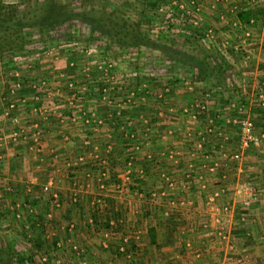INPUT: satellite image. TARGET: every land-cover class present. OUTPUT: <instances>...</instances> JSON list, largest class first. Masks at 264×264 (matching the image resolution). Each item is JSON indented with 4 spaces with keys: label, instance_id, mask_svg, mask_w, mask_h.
<instances>
[{
    "label": "crops",
    "instance_id": "crops-1",
    "mask_svg": "<svg viewBox=\"0 0 264 264\" xmlns=\"http://www.w3.org/2000/svg\"><path fill=\"white\" fill-rule=\"evenodd\" d=\"M236 1L239 2L232 3L233 6H229L231 3L228 0L215 6L213 2L216 1L210 0L206 2V10L200 16L204 26L211 25L213 28H208L217 32V42H228L244 51L237 55L231 48L224 58L242 76V80L235 78L238 82L234 81V86L229 85L226 90L212 83H196L185 79L190 82L187 88L177 81V72L169 78V82L165 81L164 76L156 81L150 78L142 83L148 91L144 96L145 102L138 108L121 105V116L114 118L113 106L102 103L96 96L94 83H98V76H92L91 82L90 77L81 71L82 67L86 68L85 65H77L79 60H76L75 68L78 70H71L75 73L72 80L78 87L88 83L95 93L91 92L89 96L82 94L83 97L74 102V107L80 111L76 117L77 122H73L71 116L77 111L68 106L70 97L65 86L69 77L67 71H70V66L67 64L70 58L60 51L63 47H57L56 57L49 60L43 58L45 60L40 61L33 54L26 56V61L14 59L7 66L0 65V215L5 214V218H0V235L7 231L18 253L27 258L29 263L38 264L41 253L45 252L51 263L52 260H58V264H229L230 261L238 264H264V142L259 149L243 151L240 164L233 165L223 157L234 148L237 149L233 147L238 140L237 128L224 124L225 117L234 115L227 109L230 101H240L244 105L245 115L253 120L256 132H264V110L257 105L254 97L259 83L264 79V14L252 18L254 24L251 27L248 23L240 22L246 25L245 29H251V38H245V42L244 35H239L234 27L238 18L231 12V8L235 7L237 14L247 5L251 9H264V0ZM164 4V1H159L158 7ZM206 11L213 16L211 21L204 16ZM244 56L248 58L244 60ZM25 64L28 66L24 67ZM11 78L25 80L22 90L14 97L8 96V89L13 82ZM40 80H46L44 86ZM166 84L169 90L164 94V101L160 102L153 94L158 89H164ZM124 92L120 90L113 94L115 97L112 95L115 106L120 105L119 100L124 97ZM202 93L209 94L207 103L210 112L200 116L197 123H191L180 115V109ZM4 98L17 105L20 128L24 129V134L15 139L12 132L18 126H13L5 115ZM22 98L24 102L20 103ZM90 112H94L101 121L100 125H86L81 121V113L87 115ZM159 112L162 117L157 116ZM138 115L137 120H130L131 117L136 119ZM206 118L214 120L211 134L201 132ZM128 122H131L130 126ZM130 129L134 130L141 144V149L133 156L132 164L145 174L143 179L132 177L139 186V192L146 194L148 189H159L160 172L170 177L183 174L187 170L188 160H191L190 146L193 138L204 139L209 149V164L220 160L215 171L218 172L217 176L201 169L200 162L194 163L196 174L204 175L206 189L200 191L198 185L201 184L195 181L193 187L177 192L176 200L179 204L169 213L168 220L161 216L159 202L155 204L159 206H153L147 200V194L145 197L140 196V206L137 208L127 198L131 193L122 197L123 193L119 194L111 186L113 182H120V177L126 171L129 149L126 131ZM233 136L237 138L236 143ZM171 149L178 154L174 161L166 157ZM248 152H252L251 163L246 162ZM145 153L153 155L154 164L147 163ZM80 157L84 158L83 163L78 162ZM229 168L236 171V185L255 182L260 198L257 204L248 209L239 207L236 215L232 216L234 221L242 222L237 228L231 226L229 214V218L224 220L225 228L228 229L215 233L214 226L208 227V230L203 226L204 221H210L211 214L206 198L222 175L226 176V188L232 187L229 183L232 179ZM99 171L108 173L109 181L105 185L109 189L96 193V174ZM46 184H50L59 194V209H53L47 197L41 193ZM7 187L11 189L9 193ZM94 192L96 195L107 192V201H112L109 211L120 208L117 201H125L122 209L126 214V225L120 235L130 234L133 249H128L129 254H117L118 231L114 233L107 248L100 245L102 223H95L96 219L90 217L94 211ZM72 195H76L75 202H72ZM15 206L25 213L29 221L28 229L22 227L23 222L12 220L11 208ZM29 208L33 209L34 216L28 215ZM62 218H72V221L81 219L83 224H77L76 228L74 225L72 230H68ZM36 219L41 220V227L30 225ZM4 222L8 224L5 228L2 224ZM46 232L51 235L49 242L44 238ZM247 232L249 236L245 237ZM32 238L39 240L37 247ZM58 241L62 244L61 248L55 246ZM72 243L79 246L82 251L80 255L72 253L69 247Z\"/></svg>",
    "mask_w": 264,
    "mask_h": 264
},
{
    "label": "built area",
    "instance_id": "built-area-1",
    "mask_svg": "<svg viewBox=\"0 0 264 264\" xmlns=\"http://www.w3.org/2000/svg\"><path fill=\"white\" fill-rule=\"evenodd\" d=\"M164 5H161L158 9L160 13H163L167 16L169 23L174 24V21L178 18L179 14H182V16H185L186 18H189V24L191 28H196L199 25V14L201 13V8L198 6L195 2L190 1L187 3H184L183 1L180 0H164ZM168 6V8L166 6ZM174 9V10H173ZM178 11L177 15L176 12ZM201 20V19H200ZM185 21V20H184ZM254 24V20L251 18L248 21V26L251 27ZM244 24H241L239 21L234 23V27L236 28L237 32L239 35H244L245 38H251V29H245ZM53 36V35H52ZM53 39V38H52ZM217 35L215 34L214 30L211 28H207L202 35L201 38V43L203 44H208L211 45V48L208 47V50H213L214 52H217L220 56L222 57H227V53L229 50L232 48V50L239 55L240 53L244 52L241 50L239 46H234L230 45L228 42H217ZM245 42L246 39H245ZM54 47H49L48 43L41 49V52H38L37 56L38 59L39 57L42 58H47L48 60L51 58L56 57L57 52L53 50ZM55 49V48H54ZM227 51V52H226ZM86 56L90 55L89 52H86ZM84 56V57H86ZM26 56L22 58H18L17 60H22L26 61ZM244 60H246L248 57L244 56ZM75 61H69L68 65L70 68H75ZM78 65V64H77ZM98 67H95V71L98 74V81L100 82L101 85V92L98 94V99L104 103V104H109V106H113L114 110V118H119L121 116V105H125L127 107H134L138 108L142 102H145L144 96L148 91L144 88V84H141L139 87L130 89L127 92H125L124 97H122L121 100H119L121 103L120 105L115 106L113 98L110 96V94H115L118 91L120 92L121 90V85H125L127 81H129V74H126L125 71L123 72H118L115 73L114 70V63H110V59L104 58L103 61H101V64L97 65ZM78 70V69H76ZM80 70V69H79ZM81 71L88 76V68H82ZM140 75V74H139ZM144 75V74H143ZM138 73H134L133 77H137ZM145 76V75H144ZM46 80H40V84L44 86ZM185 86L190 87V82L186 80L181 81ZM167 86L163 87L164 89H158L154 94L153 97L160 101H164V94L168 92V84ZM66 89L69 94V99H68V106L71 109H75L77 113L72 114V121L77 122V115L80 110H77L74 107V102L79 100V97L76 95L77 90H82L83 93L88 91V88L86 86H80L75 85V82L68 81L65 83ZM133 88V86H132ZM22 90V85L21 82L16 79V81H13L11 83L10 88L8 89V96H16L20 91ZM143 92L144 95L141 93ZM140 95L138 96V94ZM208 93H202L199 97L193 99V101L186 105L185 107L180 109V115L183 116L187 121H190L191 123H197L199 121V117L202 115L207 114L210 112V106L208 102ZM255 100L257 102V105L264 110V79L259 83L256 93L254 95ZM3 103L6 104V111L5 115H7L10 119V122L13 124V126H18L16 127V130H13L12 136L13 139L17 138L18 136H21L24 134V129L20 128V122L18 119V114L16 112L17 110V105H15L12 100H7L6 98L2 99ZM24 100L23 98L20 100V103H23ZM227 109L232 111L230 115L224 118V124L226 126H232L237 128V133H238V140H237V149L230 153L229 155L224 154L223 157L227 162H230L231 164H240L242 161V152L243 151H248L253 148L259 147L263 142H264V132H256L255 130V125L251 117L245 115V110H244V105L241 104L240 101L238 100H232L228 103ZM10 112V113H8ZM16 112V114H15ZM162 117V114L160 112L157 114V116ZM82 116V122L85 123L86 125H91V123H95L97 125L101 124V121L96 117L94 112H90L89 114L85 115L84 113H81ZM70 117V118H71ZM139 116L136 117V120L138 119ZM132 118V117H131ZM130 120H135V118H132ZM129 126L131 125V122H128ZM214 125V120L213 119H208L206 118L204 121V129L201 131L202 133H207L211 134L213 132L212 126ZM126 138L129 141V149L127 153V161H126V171L122 175V179L120 182H113L111 183V186L113 189L118 192L119 194L121 193H139L138 189L136 188V185H134L132 182L134 181L131 178V174H133L135 171L138 169H135L133 167V156L136 154L141 149V144L137 142L136 139V134L134 130L130 129L126 131ZM191 139L190 137H188ZM193 138V137H192ZM193 141L192 143V148L190 146V149L192 150L190 157L191 160H188L187 170L183 174H181L179 177H170L168 174L165 172H160L159 174V184L160 188L157 189L156 191L153 189H149L146 194L147 196L150 197L151 201L154 204H157L161 199L163 198H168V204L171 205L173 204V200L170 198V194H176L177 192H181L182 190H187L188 187H193V185L197 182L200 183L201 185H198V189L201 191H204L206 189V185L203 183V177L204 175L202 173H197L195 172V168H193L195 165L194 163L200 162V168L207 171L209 174L215 173L216 169H218L219 164L217 162L213 163H208L210 158H209V149H207L205 145V141L203 138H198L196 139H191ZM188 141V140H187ZM35 142H37L35 140ZM109 148V147H107ZM177 152L173 149L169 150L167 152L166 157L174 161L175 157L177 156ZM147 163L149 164H154L153 163V155L151 153H145V158H144ZM84 158L80 157L78 159V162L83 163ZM96 174V187L99 191H104L107 188L105 185V182L109 180V175L106 171H99ZM138 178L143 179L145 174L142 170L138 171ZM196 181V182H195ZM226 182V176L222 175L216 180V187L214 191L209 193V195L206 198L207 204L210 206V222H214V232H223L226 228L224 225V220L226 217L229 216L228 213V203L227 198H228V191L229 189L226 188L225 186ZM135 189V190H134ZM7 192L9 193L11 189L7 187ZM234 191L232 195H234V203L240 206L242 209H248L250 206L256 204L258 202V187L255 182H243V183H238V185L235 184V186L232 188ZM42 192L44 195L47 197V201L50 204V206L53 209H59L61 205V199L59 197V194L52 189L50 184H46L42 188ZM144 193H139V196H146ZM231 195V194H230ZM72 202L76 201V195H72L71 197ZM223 199V202H220L219 200ZM171 200V201H170ZM2 202V195L0 193V205ZM93 207L102 209L105 206V203L103 199L99 198H94L93 202ZM12 211V220L17 221V222H23V227L25 226L26 229L29 227V221H27V218L24 216L25 213L21 211L18 206H15L14 208H11ZM28 215L34 216V211L32 208H29L27 210ZM231 215V214H230ZM232 218V216H231ZM109 225L112 227L114 225L113 221L109 222ZM204 229L208 230V227L206 225H203ZM74 227L73 224L67 225L68 230H72ZM111 227H109L111 229ZM49 232L45 233V240L50 239ZM4 235L8 236L9 239L11 238L9 234L4 232ZM101 236L102 239L100 240V245L103 248H107L108 240H111L112 237L114 236V233L111 231H101ZM226 236V234H225ZM129 241V238H127L125 235H120L119 240H118V245H117V252L118 253H124L125 247L127 246ZM110 242V241H109ZM55 246L57 248H61L62 244L60 241L56 242ZM70 249L72 253H75L76 255H80L82 251L80 250L79 246L76 243H72L70 246ZM49 255L44 252L41 253L39 260L42 264H47L49 261ZM52 264H58V260H52Z\"/></svg>",
    "mask_w": 264,
    "mask_h": 264
},
{
    "label": "trees",
    "instance_id": "trees-1",
    "mask_svg": "<svg viewBox=\"0 0 264 264\" xmlns=\"http://www.w3.org/2000/svg\"><path fill=\"white\" fill-rule=\"evenodd\" d=\"M3 1L0 0V65L2 66H7L9 63L14 62V59L33 54L37 55L48 41L61 42L62 40L65 43L69 42L71 35L70 33L65 35L66 33L64 34V32L67 31L68 26H71L73 22H78L83 31L87 32L86 36L83 35L82 37L94 40H98L99 37H106L109 40L104 48L105 51H108L111 46L121 50L126 49L136 52H140L143 48L157 50L170 62L179 65L187 72L189 71L191 73L190 79L196 83H212L223 90H226L229 85L234 86V76L228 75L231 70L229 63L217 52L203 49V46L199 43L203 32L208 28L207 26L203 27L201 25L200 28L196 27L192 31L186 32L188 34L185 43L196 45L198 48V52L194 53L186 51L183 47L176 46L173 42L163 43L151 39L150 30H153V25L160 19L156 14L160 13L158 11L159 1L164 0H134L137 4L142 5L140 9L141 16L137 20H130L124 15L118 14L116 8L119 7V4L109 9L106 5L108 0H94L92 3L90 1L87 2V0H69V2L65 3H61L58 0H25L26 2H23L25 3L23 5L17 3L4 4ZM32 2L33 4L31 5L30 3ZM123 3L125 7L129 6L127 2ZM22 6L25 8H22ZM263 14L264 9H251L243 6L241 11L236 14V17L239 22L248 23L250 18ZM144 27H146L145 30ZM30 31H37L35 34V37H37L36 42L31 43L32 41L29 38ZM56 34L59 37H56ZM39 59L40 61L45 60L42 57H39ZM76 69L78 68L73 67L70 68V71H67L68 79L71 77L68 81L75 82L72 80L75 73L71 70L75 71ZM262 70L263 68L260 69V71ZM213 78L217 80L212 82ZM12 79L16 81L15 78ZM146 79L150 78L140 76L138 73L133 83L127 81L124 86H120L121 91L127 92L130 89L137 88ZM19 81L23 86L25 80L19 79ZM94 84H96L95 91L96 96H98L101 92V85L99 81ZM75 85H77L76 82ZM82 86H86L88 91L83 93L82 90H77V97H83L82 94L89 96L91 92L95 93L88 83H83ZM112 95L110 94L111 97ZM113 96L115 97V95ZM4 215H0V218H5ZM106 215L108 216L104 221L105 227L109 226L110 220H117L121 216L116 210H112ZM33 224H37L39 227L42 226L40 219L30 223L31 226ZM115 225L117 226V224ZM9 241H5L0 236V264H28V259L22 257L18 253V249L14 247V241ZM32 241L37 247L39 240L32 238ZM128 247L133 249L132 241L129 242Z\"/></svg>",
    "mask_w": 264,
    "mask_h": 264
},
{
    "label": "rangeland",
    "instance_id": "rangeland-1",
    "mask_svg": "<svg viewBox=\"0 0 264 264\" xmlns=\"http://www.w3.org/2000/svg\"><path fill=\"white\" fill-rule=\"evenodd\" d=\"M58 1L61 2V3L62 2L63 3L69 2V0H58ZM89 1L92 3L94 0H87V2H89ZM110 1L111 0H108V3L106 2L107 3L106 5H107V7L109 9L113 8V7H116V5L119 4L118 5L119 7L116 8L118 10V14L124 15L125 17L129 18L130 20H137L141 16L140 15L141 14L140 13V9L142 8V5L141 4H137L136 2H134V0H116V1L113 0L112 2H110ZM180 1H183L184 3H187V2H190V1H193V2L196 1L198 3V6H200V8H201V13L199 14L201 16L203 11L206 10L205 9L206 2H209L210 0H180ZM213 1L214 0H211V2H213ZM215 1L216 2H213L215 4V6H217V4H219L221 1H223V4L227 2V0H215ZM228 1L231 3V4H229V6L230 5L233 6L232 3L235 4V2H239V1H236V0H234V1L228 0ZM23 2H26V1L25 0H4L3 1L4 4H16L17 3V4H22V5L25 4ZM123 2H127L129 4V6L128 7L126 6L127 7L126 8ZM30 4L32 5L33 2L30 3ZM150 4H152V3H150ZM26 5H27V3H26ZM23 7L24 6H22V8ZM29 7H30V5H29ZM150 8H151V6H150ZM208 12L206 11L207 14L206 15L204 14V16L206 18H208V21H211L210 19H213V16L209 15ZM231 12L234 13V14H232L233 16H236V8L235 7L231 8ZM156 14L159 16L158 18H160V19H158L155 22V24L153 25V27H154L153 30H150V36H151L152 40H155V41H158V42H163V43L173 42L176 46L183 47L188 52H190V51L192 53L198 52L197 51L198 48L196 47V45L193 46L192 44L185 43V40L187 38L186 36L188 34V33L186 34V32H189V31L193 30V28H191L190 24L188 23L189 22V18H186L185 16H182V14H179L178 18L174 21V24H170L169 20H168V18H167V16L165 14H163V13H161V14L160 13H156ZM200 16H198L199 25L197 26V28H200L201 25L204 27L203 21L200 20L201 19ZM79 25L80 24H78V22H73V24L71 26L70 25L68 26L67 31L64 32V34L66 33L65 35H68V33H70L71 39L69 40V42L65 43V41H62V40H61V42L60 41H56L58 43L53 42V41H48V46L49 47L50 46L54 47L55 48V49L53 48L54 51H56L57 47H60V46L63 47V49H61L60 51L62 53H64L65 57L70 58V62L71 61H75L76 62V60H79V61L82 60L81 63H79V61H78V65L80 66L82 64L83 66L85 65V67L88 68L87 72H88V74H89L88 76L90 77L91 80H93L92 76H97L96 75L97 72H95V70H94L95 67H98L97 65L99 64V62L101 64V61H103L104 58L109 57L110 63L112 62L115 65V67H114L115 73L125 71L126 74H129V77H130L129 78V83H131V82L133 83V81H135L134 80L135 78L133 77L134 73H139L140 76H144V75L147 76L148 75L149 78L152 79V81H156V79L164 76V77H166L165 81L169 82L168 81L169 78L174 75V72H177L178 75H179L176 78L177 81L181 82L182 80H185V79L189 80V81H192L190 79V74L191 73L189 71L187 72L184 68L180 67L179 65H176L175 63L170 62L162 53H160L157 50H153V49H149V48H143V49H141L140 52H136V51H129V50H126V49L121 50V49L114 48L115 46H111V48L108 51H105L104 48L107 46L106 43L109 42V40L106 37L105 38H103V37L100 38L99 37L98 40H94V39L88 38V37H82L83 35L86 36L87 32L85 30L83 31V28L81 26H79ZM208 27H212V26L209 25ZM145 29H146V27H144V30ZM30 32L31 33L29 34V38H30V41H32L31 43L36 42L37 41V37H35V34H36L37 31L36 32L35 31H30ZM215 34H217L216 31H215ZM56 37H59V35L56 34ZM50 39H52V38H50ZM52 40H54V39H52ZM183 40H184V44H183ZM199 43L203 46L202 48L205 49V50H208V47L211 48V45H208V44L205 45V44H203L201 42H199ZM60 51H58V52H60ZM86 52H89L90 55L86 56L85 55ZM84 56H86V57H84ZM87 62H88L89 65H87ZM27 66H28L27 64L24 65V67H27ZM87 66H89V67H87ZM233 69L234 68L231 65V70L228 72V75H230V76L233 75L234 77L238 78V80H242L241 74H239L238 72L234 71ZM28 70H30V68ZM234 77H233V80L235 79ZM67 80H69V79H67ZM215 80H217V79L213 78L211 81L215 82ZM238 80L235 79L234 81L238 82ZM151 84H153V83H151ZM162 113L165 114L164 112H162ZM158 126L159 125L157 124L156 127H158ZM233 132H235V131H233ZM233 137L235 139V136H233ZM136 139H137V142L140 144V139H138V137H136ZM236 139H235V143H236ZM237 145L238 144H233V147L236 146V148H237L238 147ZM259 148L260 147H257V149H259ZM234 150H235V148L231 151V153L234 152ZM248 153L249 154H246V156H245L247 158L246 162L247 163H251V161L253 159L252 158V152H248ZM216 162L219 164L220 160H218ZM229 169H230V171H229L230 175L232 176L231 177L232 179L229 181V183H230V185L232 187L228 191V193H231V195L230 194L228 195V198H227L226 202L229 204L228 205V213L231 214V216H235L236 213L239 211V207H240L239 205L234 203V200H232V198L234 199V195H232L234 191L232 190V188L235 186L234 184L236 182L235 175H234L236 173V171L232 170V168H229ZM249 172H250V170H249ZM137 174H138V170L135 171L133 174H131V178L132 177L138 178ZM213 174L215 176H217L218 172L213 173ZM121 179H122V176L120 177V180ZM247 179L248 178H245L244 180H247ZM132 183L134 185H136L137 189L139 188V186H138V184L136 183L135 180ZM215 187L216 186H214L213 188L215 189ZM105 189L107 190L109 188L107 187ZM96 190H97V192L96 191L95 192L98 193L99 190L97 189V187H96ZM148 190H146V192ZM95 192L93 193V195L94 194L96 195ZM41 193L43 194L42 189H41ZM139 193H141V192H139ZM139 193H135V194L131 193V194L127 195L124 192L122 197L127 195V198L130 199V201L132 202L131 204H133V205L137 206V208H139V206H140V202L139 201L141 200L140 196H139ZM106 195H107V192H105L104 194H97L95 196L96 198L100 197V199H103V201L105 203V206L102 209L94 208V211L92 212L90 217L96 219L95 223H99V224H100V222L102 223V226L100 227L102 232L108 230V231H111V232L115 233L116 231H118V233L120 235V232H122L124 230L123 226L126 225L125 224V221H126V217L125 216H126V214H125L124 210L122 209V206L125 203V201L122 200L120 202H118V201L116 202L118 204V206L120 207V208H117L116 211H118L121 214V216L117 220H114V219L110 220V221L114 222V225L112 227H115L116 226L115 224H117V228L115 227L114 229H112V227H111V229H110V228H108L110 225L108 227L104 226L105 218H107V216H108L106 214H108L110 212L109 210H110L111 207H109V206H110V203L112 202L111 200L107 201V196ZM170 195H171L170 198L173 200V204H171V205L168 204V198H163V199H161L159 201V204L161 206V207H159L161 216L165 217L166 220L169 219L168 215H169V213L173 212V208L176 206V204H179V203H177V200H176L177 199V195L176 194L175 195L174 194H170ZM258 197L260 198L259 193H258ZM147 200H149L150 204H152L153 206H159V205H155L151 201L150 197H148ZM164 200L167 201V202H165ZM258 201H259V199H258ZM181 203L183 204V202H181ZM162 206H164V207H162ZM231 220H232L231 221V226L234 227V228H237L238 224L242 223V222H239L240 220L234 221V218H231ZM9 221L12 223L11 219ZM62 222L66 226L69 225V224H73V225H75V228H76L77 224H79V225L83 224L82 223L83 221L81 219H80V221H78V220L72 221V218H69V219L68 218H62ZM207 223L208 224L211 223L213 225L212 226L206 225ZM2 224H4L3 228H5V226L8 225L5 222L2 223ZM227 224H228V222H227ZM204 225H206L209 228H213L214 222H212V221L210 222L209 220L208 221H204ZM243 228H244V226H243ZM66 229H67V227H66ZM227 229H228V227H227ZM247 233H246L245 237L249 236V233L248 234ZM122 235H125L127 238H129V241L131 240V237H129L130 234L122 233ZM0 236L5 241H9L10 240L9 237L4 235V234H1ZM113 237H112L111 240H108L107 246L109 245V241L113 240ZM226 237H227V234H226ZM118 240H119V238H118ZM47 241L49 242V239ZM129 241H128V244H129ZM263 241H264V239H263ZM128 249H129V247L127 248V246H126L124 253H117V254H120L122 256H124L125 254L127 255V254H129L128 253L129 252ZM234 256H236V255H234ZM237 259H240V258H237ZM217 262L218 261H216V263ZM29 264H31V263H29ZM38 264H42V263L38 262ZM47 264H52V263L48 262ZM218 264H221V262H218ZM229 264H238V263L237 262L233 263V261H230ZM239 264H241V263H239Z\"/></svg>",
    "mask_w": 264,
    "mask_h": 264
}]
</instances>
